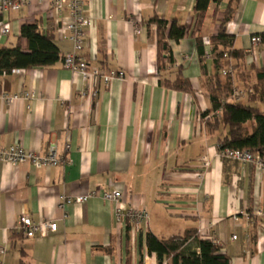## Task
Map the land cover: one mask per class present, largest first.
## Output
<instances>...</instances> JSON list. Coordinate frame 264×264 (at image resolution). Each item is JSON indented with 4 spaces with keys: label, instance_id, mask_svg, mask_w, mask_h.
I'll use <instances>...</instances> for the list:
<instances>
[{
    "label": "crops",
    "instance_id": "crops-1",
    "mask_svg": "<svg viewBox=\"0 0 264 264\" xmlns=\"http://www.w3.org/2000/svg\"><path fill=\"white\" fill-rule=\"evenodd\" d=\"M28 1L0 14L11 29L0 34V47L15 45L27 23L52 34L60 57L71 51L68 12L53 10L52 0ZM194 3L85 0L89 24L80 54L91 66L123 72L122 79L84 77L60 59L0 75V146L19 144L44 155L55 144L57 155L68 161L45 167L0 161L1 264H158L147 251L146 233L171 239L188 229L217 244L230 264H264V217L257 215L264 206V173L220 157L218 136L224 131H211L201 116L210 108L201 84L213 62L212 57L199 61L190 35ZM227 3L209 4L198 33L203 42L218 32ZM153 16L189 27L179 41H166L161 53L174 63L160 69L157 27L148 22ZM223 29L234 37L233 49L243 52V74L234 78L243 89L251 68L264 67V42L248 51L250 37L264 32V0H239ZM20 43L26 50V41ZM209 49L204 43L205 52ZM178 74L191 91L165 86L164 80ZM13 95L18 97L10 102L3 98ZM240 100L246 102V95ZM92 190L123 192V207L144 208L147 223L117 220L115 203L100 196L61 204L63 196ZM21 215L55 221L56 230L26 238L17 229ZM253 219L254 243L248 235ZM161 264H172L171 259L164 257Z\"/></svg>",
    "mask_w": 264,
    "mask_h": 264
},
{
    "label": "trees",
    "instance_id": "trees-1",
    "mask_svg": "<svg viewBox=\"0 0 264 264\" xmlns=\"http://www.w3.org/2000/svg\"><path fill=\"white\" fill-rule=\"evenodd\" d=\"M221 0H195L193 6V25L190 35L194 37L199 61L203 64L207 58L204 42L199 36L200 27L210 3H219ZM239 4V0H228L221 27L215 35L209 37V53L212 54L213 72L201 84V88L209 95L210 108L204 110L201 116L206 126L213 132L224 131L218 136V151L224 148L246 149L254 154L264 156V109L256 103L264 105V67L251 68L246 78H242L243 90L246 93V102L228 100L238 86L235 76L243 74V52L233 49L234 37L226 33L223 25L229 21ZM157 27L158 35V69L166 64L173 65L170 54L163 56L162 48L166 41H179L189 31L186 24L172 20L168 22L157 16L148 19ZM264 42V32L258 34ZM21 39L26 41V50L21 48ZM60 59V51L53 40L52 34L42 32L36 24H23L15 45L0 47V75L9 74L15 69H29L45 67L54 64ZM222 73L223 70H227ZM255 78L251 82V76ZM164 84L175 90L189 92L191 85L187 79L177 75L173 81L164 80ZM256 104V105H254ZM216 111H219L216 114ZM256 221L251 223L248 235L252 243L256 239ZM145 244L149 253H154L158 264L162 259L170 258L172 264H230L229 257L220 251L212 240L199 237L197 230L188 229L181 237L159 239L151 232L145 236Z\"/></svg>",
    "mask_w": 264,
    "mask_h": 264
},
{
    "label": "built area",
    "instance_id": "built-area-1",
    "mask_svg": "<svg viewBox=\"0 0 264 264\" xmlns=\"http://www.w3.org/2000/svg\"><path fill=\"white\" fill-rule=\"evenodd\" d=\"M28 2V0H0V14L8 11L19 10L26 6ZM51 8L56 12L66 10L70 16V21L67 24L68 34L66 35V38L72 42L73 47L71 51L60 57V61L64 68L78 72L84 77H100L105 83H108L113 79H122L124 77L123 72L121 71L101 70L98 67L91 66L85 57L80 54L83 48L84 28L89 24V18L85 15V0H52ZM10 31L11 29L9 23L0 19V34L7 35ZM250 42L251 47L248 49L249 52L261 43V38L258 35H253L250 37ZM204 43L209 44V40L207 39ZM207 57H212V54L208 52ZM226 71H229V69L223 70L222 73H225ZM25 94L28 95L27 93ZM196 95L201 97L202 92L197 90ZM245 95V91L237 87L234 89L230 99L233 101H239ZM17 97V95H13L5 96L3 98L6 102H10ZM218 113L219 111H216V114ZM208 118H210V115H206L204 117V119ZM66 148H68V145ZM219 156L245 164H253L260 172L264 173V156L254 154L249 150L224 148L219 151ZM0 161L8 162L14 165L21 162H29L36 167L55 166L59 163L68 162L57 155L55 144H50L47 148L46 154L44 155H39L32 151L25 150L19 144H12L8 147L0 146ZM207 165L208 162L204 160V162H202V166L207 167ZM92 196H100L107 202H114L116 218L121 222L128 221L134 226H140L146 224L148 221V213L144 208L123 207L124 194L119 190H92L84 195L82 194L74 197L63 196L61 204L70 202L83 203ZM257 215L264 217V206L261 211L257 212ZM56 227L57 224L55 221L41 220L34 222L29 216L21 215L18 219L17 229L24 237L30 238L37 235L46 236L49 232L55 231ZM199 234H201L200 231ZM232 238L235 239L236 237L233 235ZM0 252L3 253L4 249L0 248Z\"/></svg>",
    "mask_w": 264,
    "mask_h": 264
},
{
    "label": "water",
    "instance_id": "water-1",
    "mask_svg": "<svg viewBox=\"0 0 264 264\" xmlns=\"http://www.w3.org/2000/svg\"><path fill=\"white\" fill-rule=\"evenodd\" d=\"M164 48H166V45H164Z\"/></svg>",
    "mask_w": 264,
    "mask_h": 264
}]
</instances>
